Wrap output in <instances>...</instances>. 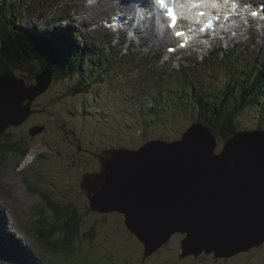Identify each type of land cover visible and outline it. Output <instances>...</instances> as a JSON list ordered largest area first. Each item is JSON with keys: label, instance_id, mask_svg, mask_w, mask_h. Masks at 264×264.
I'll use <instances>...</instances> for the list:
<instances>
[{"label": "rangeland", "instance_id": "obj_1", "mask_svg": "<svg viewBox=\"0 0 264 264\" xmlns=\"http://www.w3.org/2000/svg\"><path fill=\"white\" fill-rule=\"evenodd\" d=\"M9 1L11 7L2 11L6 20L9 23L15 21L17 25H33L38 27L39 31L45 26L57 24L58 20H55L53 15L58 16L59 9L69 8L70 5L73 8L69 13L73 15L72 19L61 22L60 26L68 23L75 31L79 29L80 32L81 29L83 37H76L77 46L85 45L83 43L85 40L96 41L102 53H114V61L110 65L105 56L97 57L98 61L103 63L99 68L104 70L105 65L107 71L102 76L93 72L104 80L100 83L91 73L87 75L86 81L92 83L87 93L72 95L67 91L69 87L75 85L76 78L53 81L48 91L34 103L35 108L44 105L47 111L33 115L21 126L8 129L7 133L11 134L10 140L7 137L0 138L1 141L16 142L17 145L16 148L13 147L14 150H8V153L5 149L0 157V234L3 232L5 237L9 236L13 240L15 250L23 249L28 256L23 254V260L17 254L4 255L0 264H26V262L27 264L34 262L36 264H264V246L230 259L219 260L213 256H201L197 259L193 256L181 258L179 253L182 234L172 236L168 243L147 257L145 262L143 261L144 244L126 227L122 214L102 215L91 210L81 181L84 173L96 169L98 162L93 151L120 146L135 149L155 138L170 136L180 138L182 132L192 124L187 117L185 120L174 122L169 117L168 121L155 123L152 122L149 114L144 117L150 118V123L145 125L142 123L143 115L155 103L153 97L158 95L156 93L158 89L156 85L153 86L151 79L153 68L155 65L163 66L169 55L151 62L146 58L159 51L167 52V46H159L157 43L159 38L152 40L146 36H142V41L132 36L125 37L122 41L118 32L115 33L116 36L110 37L104 29L87 24L88 22L101 24L100 20L110 19L113 14L118 13L111 11L109 2L105 0L92 5H88V0L87 2L63 0L65 5L58 6V9L57 4L53 5V9L50 8V5L55 3L54 0ZM1 3L2 0L0 5ZM39 4L42 5V12L35 10V6ZM19 6L21 10L18 12L21 15L17 17L15 12ZM84 6L88 9L84 10ZM102 25L101 27H104ZM110 29L112 31V27ZM118 29L121 30L120 27ZM234 43L236 45L233 54H228L233 58L237 48L244 53L252 51L250 53L252 58L264 56V39L258 32L231 41L229 48H232ZM224 44L227 46L226 42ZM121 50L133 55L137 54L139 60L132 62L131 59L123 57L115 61L116 55ZM91 53V50L86 49L85 61L87 55ZM188 54L189 52L186 51L181 56H172L171 64L165 65L168 66L167 71L173 69L174 73L178 70L180 63L184 61V56ZM204 55L188 57L194 58L197 62L196 64L193 62L198 69L194 74L195 78L210 77L216 80L218 77V82L225 80L226 73L222 71L221 66L218 67V71L201 68L200 62ZM93 56L96 57L97 53ZM112 65L114 68H111ZM146 67L149 69L145 73ZM90 68L96 69L92 64ZM181 75L184 77L183 74ZM27 77H30V74ZM180 77L179 74L176 82L179 85L182 84ZM242 119L246 121L241 125L243 129H255L256 123L250 120L254 119L253 114L244 113ZM62 122H66L65 129L59 127ZM36 124H46V126L48 124L47 130L40 138L32 137L29 132ZM178 128L183 129L179 132ZM72 130H75L78 137L83 140L85 150L78 149V141L72 135L74 134ZM18 146L20 149L26 148L27 155L21 156ZM42 192L63 208L61 219L54 216ZM41 208L45 209L42 214L39 213ZM73 211L81 220L79 233L72 245L73 249L72 247L64 250L51 249L36 230L41 226L37 220L44 217L46 224L62 223L73 215ZM63 236V231H57L54 238L62 239ZM8 244L13 246L10 242Z\"/></svg>", "mask_w": 264, "mask_h": 264}, {"label": "water", "instance_id": "obj_2", "mask_svg": "<svg viewBox=\"0 0 264 264\" xmlns=\"http://www.w3.org/2000/svg\"><path fill=\"white\" fill-rule=\"evenodd\" d=\"M53 74L47 67L34 83L0 74V136L36 112L34 103ZM45 129L37 124L29 132L36 137ZM96 155L100 170L84 173L81 181L89 206L124 215L144 244V258L175 234L183 235L181 258L230 259L264 244V129L239 130L224 140L194 122L178 139Z\"/></svg>", "mask_w": 264, "mask_h": 264}, {"label": "trees", "instance_id": "obj_3", "mask_svg": "<svg viewBox=\"0 0 264 264\" xmlns=\"http://www.w3.org/2000/svg\"><path fill=\"white\" fill-rule=\"evenodd\" d=\"M54 2L50 5L51 9H53L54 4H57V9L58 6L65 5L63 0H54ZM10 6L9 2L5 1L2 8L7 9ZM36 6L37 12H42L41 5ZM2 8L0 9V74L6 73L16 78H26L29 80L28 82L34 83L37 73L48 67L54 72V81L60 82L76 78L75 85L67 89L72 95L87 93L91 89L92 83L86 81L89 73L95 77L97 82L104 81L93 72H97L100 76L106 74L107 66L104 65V70L100 69L99 66L103 63L102 61L99 62L97 57L105 56V59L109 60L108 64L112 63L110 57L102 53L98 43L93 40H85L83 42L85 45L77 46L75 39L80 37L78 31H75L68 23L60 26L61 22L69 21V18L72 19L69 14L72 11L71 7L59 9L57 11L58 16L53 15L55 20H58L57 24L49 27L45 26L42 31L32 25H17L15 21L9 23L3 16ZM20 15V13L17 14L19 17ZM86 49L91 50L92 53L87 55L85 61ZM218 51L220 50L211 52L201 59L200 66L203 69H215V71H218V67L221 66L226 75L225 80L220 82H218V77L216 80H212L210 77L208 79L195 78L194 74L198 69L191 62L188 65L182 64L181 69L174 71V73L173 71L168 73L167 68L155 65L151 79H153V86L156 85L158 89L156 92L158 95L153 97L154 105L148 108L149 111L143 115V125L150 123V118L144 117L147 114L152 117V122L155 123L168 121L169 117L172 118V122L185 120L187 117V120L192 121V124L202 122L218 134L221 139L226 140L239 130H244L241 125L246 121L242 117L244 113H248L253 114L255 120H250L252 123H256L254 127L264 129V59L259 57L258 60L248 58L236 51L234 58L224 53L222 58L218 60L220 54V52L217 53ZM94 53H97L96 57L93 56ZM215 53H217L216 58L213 57ZM116 59L118 60L119 57L117 56ZM131 59L135 60L134 58ZM148 59L159 60L160 55L154 54ZM30 64H33V66L29 67ZM91 64L96 68L95 70L90 68ZM111 68H114L113 65ZM148 69L149 67H146L145 73ZM28 74H30V77H27ZM179 74L181 85L176 83ZM34 109L38 110L36 114L47 111L44 105L41 108L36 107ZM163 126H166V124H163ZM182 129L178 128V131L180 132ZM74 132L76 133L75 130ZM10 136L11 134L6 132L0 138L7 137L10 140ZM36 137L40 138L41 136ZM174 138L178 139L174 136L155 139L172 141L175 140ZM13 147H17L16 142L0 140V157L5 149L8 153V150L15 149ZM19 152L21 156H25L28 150L19 147ZM42 194L46 204L54 212V216L61 219V214L64 213L61 211L63 208L57 201L49 198L47 194L44 192ZM44 210V208H41L39 213H43ZM113 213L118 212L105 213V215ZM80 221V217L76 216L75 211H73L70 218L65 219L62 223L50 222L46 224L44 217H40L37 222L41 226L36 230L51 249L63 248L62 250H64L67 247L73 249L72 245L79 233ZM57 231L64 232L62 239L55 240L54 236ZM9 242L11 243L10 240L5 239L0 234V260L4 255L13 256L15 254L24 260L23 252L15 250L13 246L8 244ZM144 250L145 248H143V261L146 262L147 258H144ZM208 257H211V255Z\"/></svg>", "mask_w": 264, "mask_h": 264}, {"label": "bare ground", "instance_id": "obj_4", "mask_svg": "<svg viewBox=\"0 0 264 264\" xmlns=\"http://www.w3.org/2000/svg\"><path fill=\"white\" fill-rule=\"evenodd\" d=\"M106 2L108 1L109 3H108V5H109V7H110V10L111 11H118V13H117V15H119L123 20H127V17H128V14L127 13H125L121 8H120V6H118L117 4H116V0H105ZM99 2H103V0H97L96 2H94V4H97V3H99ZM93 3H89L88 5H92ZM84 10H87L88 8L86 7V6H84V8H83ZM139 12H141V11H139ZM143 12H145V10H143ZM142 12V13H143ZM108 18H110L109 16H108ZM106 20V19H105ZM107 20H110V19H107ZM38 25V24H37ZM73 25V24H72ZM103 26V25H102ZM134 26V24L133 23H130V22H128V21H125L123 24H119L118 25V27H120V29H128V28H132ZM264 27V26H263ZM140 29H143L142 27H140V28H138V27H135V32L137 33V35H139V30ZM141 31V30H140ZM156 35H157V33L155 32V30H154V28H150V29H148V30H142L141 31V36H146V37H149L150 39H152V40H154V39H157L156 38ZM236 37H239V36H236ZM141 44H143V43H141ZM183 64V62L182 63H180V65H182ZM137 87V86H136ZM160 103V102H159ZM162 103V102H161ZM168 114V113H167ZM99 170V169H98ZM51 201V200H50ZM42 213V212H41ZM5 223H6V221H5ZM47 246H49L48 244H47ZM45 250V249H44ZM61 251V250H60ZM61 253V252H60Z\"/></svg>", "mask_w": 264, "mask_h": 264}, {"label": "snow or ice", "instance_id": "obj_5", "mask_svg": "<svg viewBox=\"0 0 264 264\" xmlns=\"http://www.w3.org/2000/svg\"><path fill=\"white\" fill-rule=\"evenodd\" d=\"M134 2L137 3L138 5L139 4H143L144 7H154V0H134ZM163 2H164V0H159V3H163ZM141 14H143L142 10H141ZM201 15H203V13H201ZM253 15H256V14L253 13ZM175 26H176V24L174 23L172 25V27H175ZM177 35H183V33L182 32H178ZM185 46L186 45H184V44L181 45V47H185Z\"/></svg>", "mask_w": 264, "mask_h": 264}, {"label": "flooded vegetation", "instance_id": "obj_6", "mask_svg": "<svg viewBox=\"0 0 264 264\" xmlns=\"http://www.w3.org/2000/svg\"><path fill=\"white\" fill-rule=\"evenodd\" d=\"M34 106H36V105H34ZM38 112V111H37ZM36 112V113H37ZM36 113H34V114H36ZM60 127L62 128V129H65L66 128V123L65 122H62V124L60 125ZM73 131V130H72ZM71 131V132H72ZM74 135L77 137V138H79L78 137V135L74 132ZM79 139H81V138H79ZM81 141L83 142V140L81 139ZM96 152H99V151H96ZM96 152H94V153H96ZM95 155V154H94ZM96 156V155H95ZM96 158H97V162H98V164H96V169L94 170V171H98V169H100V162H99V160H98V157L96 156ZM96 213H98V214H102V215H105V213H101V212H96ZM203 257H206V256H208V255H202ZM212 256V255H211ZM187 258H189V257H187ZM195 258V257H194Z\"/></svg>", "mask_w": 264, "mask_h": 264}, {"label": "clouds", "instance_id": "obj_7", "mask_svg": "<svg viewBox=\"0 0 264 264\" xmlns=\"http://www.w3.org/2000/svg\"><path fill=\"white\" fill-rule=\"evenodd\" d=\"M30 119H31V117H30ZM30 119H28V120H30ZM47 130V128L45 129V131ZM44 131V132H45ZM6 133V132H5ZM43 134H41V135H38V136H42ZM74 137H76L75 135H73ZM76 139H77V141H78V145H80L81 147H80V149H79V146H78V149L79 150H85V148L83 147V142L81 141V139H79V138H77L76 137ZM79 141H80V143H79ZM99 152H101V151H99ZM98 153V152H97ZM95 155H96V153H94ZM97 156V155H96ZM100 170V169H99ZM94 172V171H93Z\"/></svg>", "mask_w": 264, "mask_h": 264}]
</instances>
